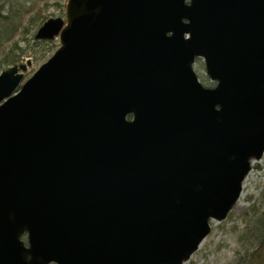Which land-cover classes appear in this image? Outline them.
I'll use <instances>...</instances> for the list:
<instances>
[{
  "label": "water",
  "instance_id": "water-1",
  "mask_svg": "<svg viewBox=\"0 0 264 264\" xmlns=\"http://www.w3.org/2000/svg\"><path fill=\"white\" fill-rule=\"evenodd\" d=\"M56 37L0 74V264H185L264 156V0H67Z\"/></svg>",
  "mask_w": 264,
  "mask_h": 264
},
{
  "label": "rangeland",
  "instance_id": "rangeland-1",
  "mask_svg": "<svg viewBox=\"0 0 264 264\" xmlns=\"http://www.w3.org/2000/svg\"><path fill=\"white\" fill-rule=\"evenodd\" d=\"M67 0H0L3 16L18 26L14 42L2 49L9 55L0 57V74L13 66L27 65L25 80L46 63L60 48L59 39L39 41L38 30L50 19L66 20ZM1 24V22H0ZM9 50H11L9 52ZM194 71L206 87L214 84L207 77L203 59L196 60ZM264 216V156L252 162V170L243 184V192L235 208L225 221L211 222V232L198 251L185 264H244V259L255 248L254 229Z\"/></svg>",
  "mask_w": 264,
  "mask_h": 264
},
{
  "label": "trees",
  "instance_id": "trees-1",
  "mask_svg": "<svg viewBox=\"0 0 264 264\" xmlns=\"http://www.w3.org/2000/svg\"><path fill=\"white\" fill-rule=\"evenodd\" d=\"M4 11V6L0 5V57H5L9 55V53L5 54L4 46H6L10 42H14V36L18 32V26L15 24H11L9 19L12 16L6 17L3 16L2 13ZM11 50H9L10 52ZM4 62H0V66ZM254 234L256 236L255 248L252 249V252L244 259V264H264V216L259 218L256 222V226L254 229Z\"/></svg>",
  "mask_w": 264,
  "mask_h": 264
}]
</instances>
